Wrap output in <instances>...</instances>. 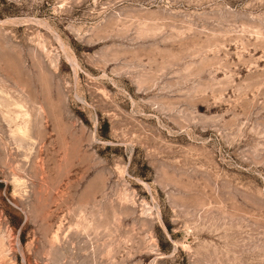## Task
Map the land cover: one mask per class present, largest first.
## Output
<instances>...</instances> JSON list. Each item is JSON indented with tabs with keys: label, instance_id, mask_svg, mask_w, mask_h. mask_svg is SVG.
Returning <instances> with one entry per match:
<instances>
[{
	"label": "rangeland",
	"instance_id": "rangeland-1",
	"mask_svg": "<svg viewBox=\"0 0 264 264\" xmlns=\"http://www.w3.org/2000/svg\"><path fill=\"white\" fill-rule=\"evenodd\" d=\"M0 264H264V0H0Z\"/></svg>",
	"mask_w": 264,
	"mask_h": 264
}]
</instances>
